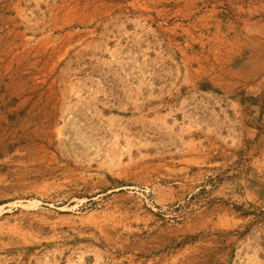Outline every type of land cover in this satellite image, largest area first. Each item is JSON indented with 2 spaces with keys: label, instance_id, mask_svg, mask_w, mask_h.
I'll return each instance as SVG.
<instances>
[{
  "label": "rangeland",
  "instance_id": "obj_1",
  "mask_svg": "<svg viewBox=\"0 0 264 264\" xmlns=\"http://www.w3.org/2000/svg\"><path fill=\"white\" fill-rule=\"evenodd\" d=\"M0 264H264V0H0Z\"/></svg>",
  "mask_w": 264,
  "mask_h": 264
}]
</instances>
